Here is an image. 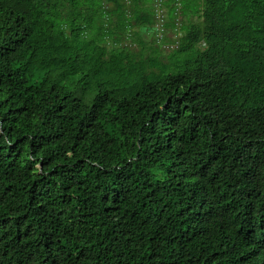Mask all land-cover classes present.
<instances>
[{"label": "trees", "instance_id": "trees-1", "mask_svg": "<svg viewBox=\"0 0 264 264\" xmlns=\"http://www.w3.org/2000/svg\"><path fill=\"white\" fill-rule=\"evenodd\" d=\"M0 264H264V0H0Z\"/></svg>", "mask_w": 264, "mask_h": 264}, {"label": "rangeland", "instance_id": "rangeland-1", "mask_svg": "<svg viewBox=\"0 0 264 264\" xmlns=\"http://www.w3.org/2000/svg\"><path fill=\"white\" fill-rule=\"evenodd\" d=\"M164 13H165L164 10H162V11H161V14H164ZM166 34H167L169 37L172 38V35H173L174 33H173L172 29L169 28L168 30H166ZM145 38L148 39L149 42H150V41H151L152 39H154L155 37H150V33L148 32V33L145 34Z\"/></svg>", "mask_w": 264, "mask_h": 264}]
</instances>
